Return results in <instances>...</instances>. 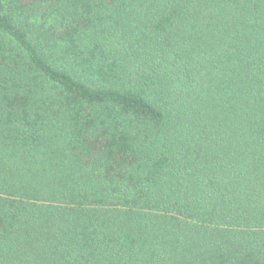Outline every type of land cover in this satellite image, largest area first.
<instances>
[{
    "label": "trees",
    "instance_id": "1",
    "mask_svg": "<svg viewBox=\"0 0 264 264\" xmlns=\"http://www.w3.org/2000/svg\"><path fill=\"white\" fill-rule=\"evenodd\" d=\"M0 264H264V0H0Z\"/></svg>",
    "mask_w": 264,
    "mask_h": 264
},
{
    "label": "rangeland",
    "instance_id": "2",
    "mask_svg": "<svg viewBox=\"0 0 264 264\" xmlns=\"http://www.w3.org/2000/svg\"><path fill=\"white\" fill-rule=\"evenodd\" d=\"M25 1V0H24ZM26 1H28V0H26Z\"/></svg>",
    "mask_w": 264,
    "mask_h": 264
}]
</instances>
